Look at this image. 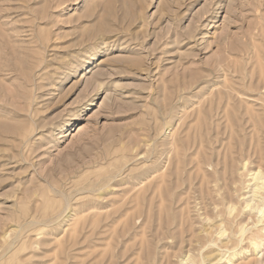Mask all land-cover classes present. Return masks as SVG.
I'll return each instance as SVG.
<instances>
[{
    "label": "rangeland",
    "instance_id": "1",
    "mask_svg": "<svg viewBox=\"0 0 264 264\" xmlns=\"http://www.w3.org/2000/svg\"><path fill=\"white\" fill-rule=\"evenodd\" d=\"M263 80L264 0H0V264H264Z\"/></svg>",
    "mask_w": 264,
    "mask_h": 264
},
{
    "label": "bare ground",
    "instance_id": "2",
    "mask_svg": "<svg viewBox=\"0 0 264 264\" xmlns=\"http://www.w3.org/2000/svg\"><path fill=\"white\" fill-rule=\"evenodd\" d=\"M229 68V67H228ZM229 71V70H228ZM226 76V75H225ZM225 79V78H224ZM228 79V78H227ZM264 81V80H263ZM260 83H261V81H260ZM226 85V84H225ZM263 87H264V84L262 85ZM229 87H231V86H229ZM232 88V87H231ZM233 89V88H232ZM227 90V89H226ZM228 90H230L231 91V89H228ZM236 90V89H235ZM234 90V91H235ZM213 91V90H212ZM216 91H218V90H216ZM236 91H238V90H236ZM221 93V92H220ZM219 93V94H220ZM211 94V93H210ZM226 94V93H225ZM228 94H229V92H228ZM228 94H226L227 95V97L229 96ZM214 95V94H213ZM222 93L220 94V96H221V98H222ZM219 97V96H218ZM223 97H224V95H223ZM226 97V96H225ZM230 97V96H229ZM220 99V98H219ZM216 100H217V97H216ZM215 100V101H216ZM210 101V100H209ZM213 101V100H212ZM218 101V100H217ZM222 101V100H221ZM226 102L228 101V100H225ZM232 101V100H231ZM226 102H225V104H221L220 106V109H219V107H218V109H219V111L220 112H222L223 114V116L221 117V118H223V117H226V119L228 120V117L227 116H229L228 115V113H227V110H226ZM218 103H219V101H218ZM228 103V102H227ZM208 104L210 105V103L208 102ZM213 104V103H212ZM217 104V103H216ZM228 104H230V102L228 103ZM264 104V103H263ZM219 105V104H218ZM232 105V104H231ZM216 107V106H215ZM227 107H228V105H227ZM211 109H212V107H211ZM218 109H216V110H218ZM230 111V110H229ZM228 111V112H229ZM211 112H212V110H211ZM261 113V112H260ZM216 114H217V112H216ZM218 114H220V113H218ZM234 114V113H233ZM203 115V114H202ZM258 115V114H257ZM211 116V115H210ZM204 117V116H203ZM219 117V116H218ZM257 117V116H256ZM217 118V117H216ZM216 118H215V120H216ZM220 118V119H221ZM246 119V118H245ZM258 119V118H257ZM200 120V119H199ZM259 120V119H258ZM254 121V120H253ZM207 123V122H206ZM216 123V122H215ZM224 123H227V121H224ZM229 123H231L230 121H229ZM260 123V122H259ZM254 124V123H253ZM225 125V124H224ZM260 125V124H259ZM253 126V125H252ZM263 126V125H262ZM261 126V128H263ZM214 127V126H213ZM226 128V127H225ZM207 129V128H206ZM255 129V128H254ZM253 129V130H254ZM229 130H231V129H229ZM259 130V129H258ZM261 131V130H260ZM216 132V131H215ZM256 132V131H255ZM195 133V132H194ZM260 133V132H259ZM263 133H264V131H263ZM257 136V135H256ZM260 137H262V136H260ZM194 139V138H193ZM227 139V138H226ZM260 139V141H262L261 139L262 138H259ZM230 140V139H229ZM251 140V139H250ZM204 141V140H203ZM263 142H264V140H263ZM222 143V142H221ZM251 143V142H250ZM259 143V142H258ZM257 143V144H258ZM261 143V142H260ZM261 146V145H260ZM262 147V146H261ZM260 148V147H259ZM248 149V148H247ZM260 150V153L258 154L259 155V167H258V169H257V171L256 172H254V173H252V174H250L251 176V180L250 181H248V185H247V188H248V190L245 192V194L247 195L246 196V198H244L243 200H244V207H243V210H244V212H246V214H247V217L249 216L250 217V215L251 214H253L254 213V215H256V214H259L258 215V217H257V219H256V221H255V223H257V224H259V223H262L263 224V220H262V218L264 217V148H261V149H259ZM196 151V150H195ZM231 152V151H230ZM259 152V151H258ZM196 153V152H195ZM224 156H226V155H224ZM230 157L232 158V156L230 155ZM229 158V157H228ZM258 158V157H257ZM236 159V158H235ZM224 160V159H223ZM226 160V159H225ZM231 160H234V158L233 159H231ZM245 160V159H244ZM235 161H237V159L235 160ZM227 162V161H226ZM201 163V162H200ZM225 163V162H224ZM231 163H232V161H231ZM246 163V162H245ZM227 164V163H226ZM230 164V163H229ZM233 164V163H232ZM234 164H236V163H234ZM210 166V165H209ZM234 166V165H233ZM232 166V167H233ZM244 168V167H243ZM246 170V169H245ZM227 171H229V169L227 170ZM227 171H226V173H227ZM231 172H232V168H231V170H230ZM249 171V170H248ZM233 172H235V171H233ZM239 172V171H238ZM236 173V172H235ZM233 174V173H232ZM229 176V175H228ZM215 178H217V177H215ZM245 179V178H244ZM243 180V179H242ZM244 181V180H243ZM214 182V181H213ZM221 184V183H220ZM244 184V183H243ZM235 185H237V184H235ZM219 186V185H218ZM243 188H245V187H243ZM223 190V189H222ZM233 191V190H232ZM243 193H244V191H243ZM233 195H236V194H233ZM235 197V196H234ZM243 198V197H242ZM218 199V198H217ZM230 204V203H229ZM232 204H233V202H232ZM222 205V204H221ZM216 206H217V204H216ZM224 206H225V203H224ZM229 206V205H228ZM212 207V206H211ZM220 208V207H219ZM214 209V208H213ZM236 209V208H235ZM224 210V209H223ZM233 210V208L231 207V206H229V207H227V211H228V213H227V215L229 214L230 215V213H231V211ZM216 211V210H215ZM220 211V210H219ZM225 211H226V209H225ZM217 212V211H216ZM235 212V211H234ZM215 213V212H214ZM220 213V212H219ZM219 215H221V213L219 214ZM218 215V216H219ZM241 215V214H240ZM206 216V215H205ZM218 216H216V217H218ZM231 216V215H230ZM229 217V216H228ZM207 218V217H206ZM221 218V217H220ZM231 218V217H230ZM198 219V218H197ZM207 219H209V218H207ZM216 219V218H215ZM218 219V218H217ZM217 219L215 220V221H217ZM227 219V218H226ZM199 220V219H198ZM210 221H212L213 220V222H214V219L212 218V220H211V218L209 219ZM236 220H238V219H236ZM251 220H252V218H251ZM254 221V220H253ZM199 222V221H198ZM212 222V223H213ZM222 222L223 221H219V222H215L213 225H209V228L207 229V230H209V229H212V228H216V230L215 231H217V229H218V233H216V234H220V237L222 238V236H224V232L225 231H223V226H225V225H223L222 226ZM233 222V221H232ZM238 222V221H237ZM248 222H249V220H248ZM225 223V222H224ZM236 223V222H235ZM197 224V223H196ZM242 224V223H241ZM252 224V226H256V224H254V223H251ZM207 225V224H206ZM206 225H204V226H206ZM198 227V226H197ZM208 227V226H207ZM223 227V228H222ZM230 227V226H229ZM257 227V226H256ZM233 228V227H232ZM248 227H247V225L245 226L244 224H242V225H240V227H239V230H238V234H239V240H242V237H243V235H244V233L245 232H249L250 231V236H248L247 237V239H248V241H249V243H250V245L253 247V249L254 250H258V249H260L262 246H264V224L261 226V229H256V231H254V232H252L251 233V230H249V229H247ZM238 229V228H237ZM207 230H204V231H207ZM201 231V230H200ZM214 230H212V232H213ZM227 231H228V229H227ZM206 234H210V233H208V231H207V233ZM205 233L203 234V235H206ZM212 234V233H211ZM210 234V235H211ZM226 235V234H225ZM228 236V235H227ZM209 237V236H208ZM216 237V236H215ZM229 237V236H228ZM212 238V237H211ZM210 238V239H211ZM219 238V237H218ZM220 240V239H219ZM244 240V239H243ZM197 242V241H196ZM205 244V243H204ZM207 244V243H206ZM209 253V252H208ZM211 254V253H210ZM205 255H207V254H205ZM235 255V253L232 255V257H228L229 259H227L228 261H230V259L231 258H233V256ZM189 257V256H188ZM223 257V256H222ZM221 257V258H222ZM185 258V257H184ZM181 259L182 261H181V263L180 264H190V260L191 259H189V258H185V259ZM219 256L216 254V253H213V254H211L210 256H206V258H204V259H206V260H208V262H214L215 261V263L217 264V262L218 261H220V259L221 258H219Z\"/></svg>",
    "mask_w": 264,
    "mask_h": 264
}]
</instances>
